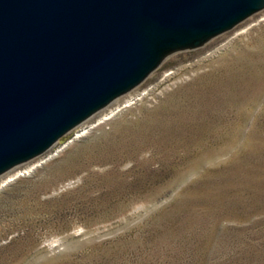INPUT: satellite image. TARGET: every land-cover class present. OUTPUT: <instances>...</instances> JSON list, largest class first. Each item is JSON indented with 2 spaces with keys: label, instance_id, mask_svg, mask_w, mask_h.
Instances as JSON below:
<instances>
[{
  "label": "rangeland",
  "instance_id": "1",
  "mask_svg": "<svg viewBox=\"0 0 264 264\" xmlns=\"http://www.w3.org/2000/svg\"><path fill=\"white\" fill-rule=\"evenodd\" d=\"M0 264H264V11L2 175Z\"/></svg>",
  "mask_w": 264,
  "mask_h": 264
},
{
  "label": "water",
  "instance_id": "2",
  "mask_svg": "<svg viewBox=\"0 0 264 264\" xmlns=\"http://www.w3.org/2000/svg\"><path fill=\"white\" fill-rule=\"evenodd\" d=\"M264 0H0V177Z\"/></svg>",
  "mask_w": 264,
  "mask_h": 264
},
{
  "label": "bare ground",
  "instance_id": "3",
  "mask_svg": "<svg viewBox=\"0 0 264 264\" xmlns=\"http://www.w3.org/2000/svg\"><path fill=\"white\" fill-rule=\"evenodd\" d=\"M116 100H117V99H116ZM116 100H115V101H116ZM31 169H32V168H31ZM31 169H29L27 172H26V171H24V173H26V174H27L28 172H30V171H31ZM33 169H34V167H33Z\"/></svg>",
  "mask_w": 264,
  "mask_h": 264
}]
</instances>
